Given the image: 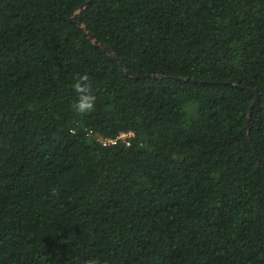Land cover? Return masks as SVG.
<instances>
[{"label":"trees","instance_id":"16d2710c","mask_svg":"<svg viewBox=\"0 0 264 264\" xmlns=\"http://www.w3.org/2000/svg\"><path fill=\"white\" fill-rule=\"evenodd\" d=\"M89 259L264 264V0H0V264Z\"/></svg>","mask_w":264,"mask_h":264},{"label":"clouds","instance_id":"9594fccd","mask_svg":"<svg viewBox=\"0 0 264 264\" xmlns=\"http://www.w3.org/2000/svg\"><path fill=\"white\" fill-rule=\"evenodd\" d=\"M73 87L77 93L74 110L80 114L91 112L95 107L97 98L92 93L88 74H77L74 79ZM86 264H100V261L97 259H89Z\"/></svg>","mask_w":264,"mask_h":264},{"label":"built area","instance_id":"2783aa9c","mask_svg":"<svg viewBox=\"0 0 264 264\" xmlns=\"http://www.w3.org/2000/svg\"><path fill=\"white\" fill-rule=\"evenodd\" d=\"M127 134H121L119 137H117L116 139H113V140H111V139H109V140H102V139H100V142L103 145H107V144L113 145V144L116 143L117 140H122L123 139V140L126 141L129 137L132 136V134L129 133L130 135L128 134V136L126 137Z\"/></svg>","mask_w":264,"mask_h":264},{"label":"water","instance_id":"95a60500","mask_svg":"<svg viewBox=\"0 0 264 264\" xmlns=\"http://www.w3.org/2000/svg\"><path fill=\"white\" fill-rule=\"evenodd\" d=\"M84 30H85V29H84ZM85 37H88L89 40L92 39V36H91L90 34H88V33H85ZM105 51L107 52V54H109V52H110V50L107 49V48H105Z\"/></svg>","mask_w":264,"mask_h":264},{"label":"rangeland","instance_id":"374dc122","mask_svg":"<svg viewBox=\"0 0 264 264\" xmlns=\"http://www.w3.org/2000/svg\"><path fill=\"white\" fill-rule=\"evenodd\" d=\"M130 135V134H129ZM128 136V134L126 135V137Z\"/></svg>","mask_w":264,"mask_h":264}]
</instances>
